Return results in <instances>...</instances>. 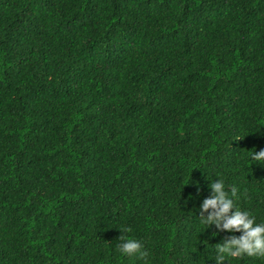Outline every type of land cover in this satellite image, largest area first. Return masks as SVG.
Here are the masks:
<instances>
[{
	"label": "trees",
	"instance_id": "16d2710c",
	"mask_svg": "<svg viewBox=\"0 0 264 264\" xmlns=\"http://www.w3.org/2000/svg\"><path fill=\"white\" fill-rule=\"evenodd\" d=\"M0 264H264V0H0Z\"/></svg>",
	"mask_w": 264,
	"mask_h": 264
}]
</instances>
